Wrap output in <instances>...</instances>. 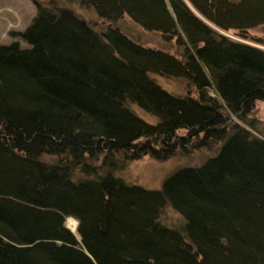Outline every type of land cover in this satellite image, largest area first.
Returning a JSON list of instances; mask_svg holds the SVG:
<instances>
[{"label":"trees","instance_id":"obj_1","mask_svg":"<svg viewBox=\"0 0 264 264\" xmlns=\"http://www.w3.org/2000/svg\"><path fill=\"white\" fill-rule=\"evenodd\" d=\"M75 1L100 26L35 2L0 44V264H264V137L250 130L264 43L246 33L264 0ZM125 19L175 50L137 42ZM196 151L159 189L117 175Z\"/></svg>","mask_w":264,"mask_h":264},{"label":"rangeland","instance_id":"obj_2","mask_svg":"<svg viewBox=\"0 0 264 264\" xmlns=\"http://www.w3.org/2000/svg\"><path fill=\"white\" fill-rule=\"evenodd\" d=\"M48 1L49 0H0V44L11 43L15 40V37L11 35V32L23 30L31 23L32 19L36 15L35 2L46 4ZM54 1H58L60 6L74 9L78 15L91 25L100 26L97 14L92 8L85 6L81 7L77 1L73 3L68 2V0ZM119 26L126 35L133 38L137 42L147 46L167 48L172 51L175 50V44L173 41L164 42L160 39L158 33L145 31L138 25H134L128 19L121 22ZM246 33L248 35L247 40L254 41L260 39L264 43V26L249 29ZM229 36L236 39L232 31L229 33ZM21 44L24 46L26 45L23 41H21ZM160 82L173 92H185V86L182 82L163 78L160 79ZM138 112L144 116L147 121L155 122L156 119L154 117H151L139 110ZM250 118L254 120V123L257 126V129L250 130L254 134L264 137V102H257L255 104V108L250 115ZM233 119L239 122L235 117H233ZM241 124L245 125L244 123ZM205 157L206 153L201 151H196L190 157L182 159L170 158L167 160H157L146 155L141 159L131 161L126 168L117 175L122 177L129 184L139 185L146 189H159L163 181L177 168L183 166L184 164H199L205 159ZM180 220V216L172 209H168L164 214V221L172 225L176 224ZM68 223L69 222L67 220L66 225ZM75 231L76 230L73 232Z\"/></svg>","mask_w":264,"mask_h":264},{"label":"bare ground","instance_id":"obj_3","mask_svg":"<svg viewBox=\"0 0 264 264\" xmlns=\"http://www.w3.org/2000/svg\"><path fill=\"white\" fill-rule=\"evenodd\" d=\"M68 222L69 223L67 225L69 229L72 231L76 230V225H77L76 221H74L73 219H68Z\"/></svg>","mask_w":264,"mask_h":264},{"label":"water","instance_id":"obj_4","mask_svg":"<svg viewBox=\"0 0 264 264\" xmlns=\"http://www.w3.org/2000/svg\"><path fill=\"white\" fill-rule=\"evenodd\" d=\"M69 228V227H68Z\"/></svg>","mask_w":264,"mask_h":264}]
</instances>
